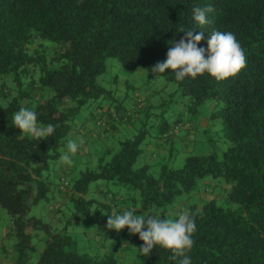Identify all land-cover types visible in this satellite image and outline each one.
Listing matches in <instances>:
<instances>
[{
    "label": "trees",
    "instance_id": "16d2710c",
    "mask_svg": "<svg viewBox=\"0 0 264 264\" xmlns=\"http://www.w3.org/2000/svg\"><path fill=\"white\" fill-rule=\"evenodd\" d=\"M209 6L208 22L199 25L193 9ZM181 28L203 32L197 47L205 49L213 31L231 32L244 50L246 66L222 82L207 73L183 81L171 70L162 73L184 97L182 109L189 114L215 101L210 116L228 141L226 149L219 157L189 155L178 168L162 164L155 175L150 164L135 165L145 136L141 129L104 149L93 168H77L53 182L49 163L56 162L80 121L76 115L84 107L93 115L99 100L111 94L96 82L104 58L114 57L127 71L150 70L185 35ZM132 97L130 105L139 104L146 118L148 95ZM22 107L35 111L38 126L53 125V134L41 140L21 134L13 117ZM103 121L96 127H107ZM157 123L160 142L168 143L181 129L190 135L196 130L181 118ZM176 123L177 131L169 133ZM206 177L217 182H205L200 192L197 182ZM97 180L113 183L121 196L108 188L102 200L90 195L89 185ZM196 191L194 201L174 212L187 208L195 220L194 243L186 253L190 264H264V0H0V209L8 218L0 249L5 240L12 248L6 250H14L11 264H24L33 254L34 264H179L183 257L171 260V251L159 246L142 255L138 234L130 236L134 258L127 260L106 243L112 235L106 223L113 210L122 214L121 205L139 215ZM42 202L52 220L26 215ZM91 208L104 224L95 239L101 248L93 247L97 253L79 251L65 233L67 225L86 220Z\"/></svg>",
    "mask_w": 264,
    "mask_h": 264
},
{
    "label": "rangeland",
    "instance_id": "374dc122",
    "mask_svg": "<svg viewBox=\"0 0 264 264\" xmlns=\"http://www.w3.org/2000/svg\"><path fill=\"white\" fill-rule=\"evenodd\" d=\"M96 82L110 91V96H106L99 100V105H111L118 101V104L123 106L126 113L127 110L130 114H126L128 122L115 123L113 130H116L112 134L109 132L105 133L99 141H97L95 147L91 150L89 154L79 155L78 164L80 168H93L97 157L103 152L104 149L116 147L118 139L130 138L137 134L139 130L143 129L145 131V136L141 142L140 147L142 148L141 154L136 158L135 165H141L144 163L150 164L153 173L156 175L160 165H166L172 168H178L182 165L185 157L189 155H207L210 153L216 154L218 157L221 152L228 146V141L224 138L222 131L217 124V120H213L210 116V112L214 109L215 101L209 100L205 102L196 113L189 114L184 111L182 104L184 103V97H182L176 90L175 84L167 80L163 74L152 76V72L148 69L135 68L133 71L125 70L117 59L114 57L104 58V70L96 77ZM127 84H133L138 89L135 95H138L144 99H147L150 103L149 114L146 118L140 116L138 107L134 105L130 106L132 90L127 88ZM133 95V96H135ZM145 101V100H144ZM128 104V108L126 105ZM92 108V107H90ZM89 108L84 107L77 115L78 120H82L85 117V122L89 121L90 111ZM123 113V114H125ZM139 114V115H138ZM105 116L101 115L100 119H104ZM164 119L167 124L175 118H183L182 121L190 120L192 123L196 124V130L192 135V140L190 141V150L183 151L179 150V147H175L170 158L163 159L158 153V150L154 147L156 142H159L157 135L158 125L157 121ZM183 129L179 130L178 133H183ZM152 154L154 156H152ZM55 162V161H54ZM52 161L49 163L48 175L49 178L56 182L59 175L58 163ZM77 170L75 169L74 172ZM217 182L216 178L206 177L204 180H199L197 182V190L202 191L204 188V183ZM103 186V189L108 188L110 191H115V196H121L122 191L118 190L116 186L109 182L103 180H97L90 183V188L94 186ZM121 192V193H120ZM212 194L204 195V199L211 197ZM197 197V191L189 194H179L176 196L171 204L165 205L163 207H151L148 211L142 212L139 215L147 216V214L152 212H157L161 214V218H169L168 213L175 212V209L181 204L189 201H194ZM44 202L32 205L26 212V215L31 217H40L42 220L47 219V211ZM98 214L95 209L91 208V214L86 220L79 221L78 223H72L65 227V233L70 235L72 239L76 241L77 249L81 252L97 253L96 249L92 247L91 235L92 230L97 229ZM8 223V218L6 213L0 209V235H3ZM100 224L99 215V233L102 231ZM108 229V228H107ZM108 232H112V235L108 238L109 244L112 243L113 246H117V251L125 252V257L127 260H132L134 255L131 249L130 234L127 228L116 232L114 229H108ZM146 230V229H145ZM91 234V235H90ZM86 237V238H85ZM89 237V238H88ZM1 238V237H0ZM88 238V240H87ZM100 240V237H99ZM89 241V242H88ZM96 243V240L91 242ZM117 243V244H115ZM3 249H0V264H11L13 257L12 251L6 247H10L5 240H3ZM6 244V245H5ZM115 244V245H114ZM128 245V248H124ZM11 248V247H10ZM107 248V246H106ZM12 249V248H11ZM5 250V251H4ZM99 251V249H98ZM119 252V253H120ZM36 257L31 255L24 264H34Z\"/></svg>",
    "mask_w": 264,
    "mask_h": 264
},
{
    "label": "clouds",
    "instance_id": "9594fccd",
    "mask_svg": "<svg viewBox=\"0 0 264 264\" xmlns=\"http://www.w3.org/2000/svg\"><path fill=\"white\" fill-rule=\"evenodd\" d=\"M211 11L210 6L196 7L193 9L194 20L199 25H205L208 22L206 13ZM179 32H184L185 35L169 48L165 61L152 66V74L161 75L165 70H171L177 81H183L185 77L195 78L207 73L217 82H222L235 77L246 66L244 50L233 33L213 31L208 37L205 49L197 47L203 39V32L193 35L192 30L185 31L183 28ZM13 125L20 129L21 134L39 140L51 136L55 130L53 125L38 126L35 111L23 107L14 114ZM83 143L82 138L79 139V144L76 140L69 141L67 152L60 157L61 161L71 166L72 156ZM168 217L162 219L161 214L157 212L147 216L136 215L134 209L122 214L113 210L112 214L108 215L106 227L116 232L127 228L130 234H138L139 239L143 241L139 251L144 256H148L154 246H159L171 251L169 259L183 257L179 264H190L186 253L194 243L192 235L196 231L195 220L187 208L178 213L170 212Z\"/></svg>",
    "mask_w": 264,
    "mask_h": 264
},
{
    "label": "crops",
    "instance_id": "0c3cea01",
    "mask_svg": "<svg viewBox=\"0 0 264 264\" xmlns=\"http://www.w3.org/2000/svg\"><path fill=\"white\" fill-rule=\"evenodd\" d=\"M132 86L135 87V85H132ZM134 91L132 92L131 96H126V97H130V102L128 103L129 105L132 103V100H133L132 96L135 95V93H136ZM128 104L126 105V108L129 107ZM122 110H123V106L121 104H118V101H116L114 104H111V105H104L103 107L99 105V108H96L93 111V115L92 114L89 115V121L88 122H85V120L83 123H81L80 121H76L74 130L71 132V135L67 138L65 143L61 146L60 156L56 160V162L59 160V163L57 165L59 168V175L66 176V175L73 173L75 169L80 168L79 164H78L79 155L89 154L91 152V150L93 149V147H95V144L97 143V141H99L102 137H104L105 133L110 131V133L112 134L113 132H115L116 130H113L115 123H119V122H123V121L125 123L128 122L127 118L122 113ZM101 115L105 116L104 119L107 120L108 126L104 127V128H97L95 125L96 119L99 118V120H100ZM182 119L183 118H181V120ZM194 125H196V124H194ZM80 138L83 139L84 143H83V145H81L79 147V150L77 151V153L74 156H72L73 164L71 166L64 164L61 161L60 157L65 152H67L68 142L71 140H76L77 143L79 144ZM190 138H192V135H190V132L184 130L183 133H175L171 137V139H169L168 143L165 141H163V142L159 141V142H156V144H154V147L158 150V153L161 155L162 158H167L169 150L175 148L177 145H178L177 147H179V150H183V151L190 150V147L188 144V141L191 140ZM98 189H99V191H98ZM101 191H105L103 189V186L97 185V186L91 188L90 195H93L94 197H97L99 200H102ZM116 194L119 195L118 193H116ZM117 197L119 198L120 196H117ZM44 207L46 208V206H44ZM118 209H120V212L123 213V211L126 209V207L121 205L120 208H118ZM47 219L52 220L53 218H52V216L47 214ZM100 224H101V228L102 227L104 228V224H102L101 221H100ZM96 225H97L96 226L97 229L92 230L93 231L92 235L90 234L92 237L91 242L95 241V239H97L99 237L97 235V232L99 231V221L97 222ZM92 247L100 249L101 245H99V244L94 245L93 244Z\"/></svg>",
    "mask_w": 264,
    "mask_h": 264
},
{
    "label": "built area",
    "instance_id": "2783aa9c",
    "mask_svg": "<svg viewBox=\"0 0 264 264\" xmlns=\"http://www.w3.org/2000/svg\"><path fill=\"white\" fill-rule=\"evenodd\" d=\"M136 101H138V100H136ZM134 105H136V106H138L139 104H133V105H131L132 107L134 106ZM126 114L127 115H129L130 114V111L129 110H127L126 111V113L124 114L125 116H126ZM181 123H176L173 127H172V129H170L168 132L169 133H172V132H174V131H177V129H178V127H179V125H180ZM105 125V122L103 121V120H98V121H96V126H104ZM184 126L185 127H187L188 126V123L187 122H185L184 123ZM62 184L64 185V182H62Z\"/></svg>",
    "mask_w": 264,
    "mask_h": 264
}]
</instances>
